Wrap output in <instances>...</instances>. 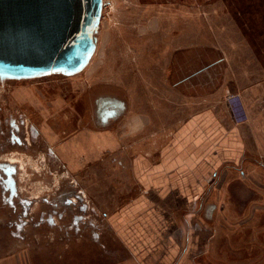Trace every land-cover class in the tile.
Instances as JSON below:
<instances>
[{
	"label": "rangeland",
	"instance_id": "obj_1",
	"mask_svg": "<svg viewBox=\"0 0 264 264\" xmlns=\"http://www.w3.org/2000/svg\"><path fill=\"white\" fill-rule=\"evenodd\" d=\"M103 1L96 51L84 70L73 76L0 79V117L7 124L20 112L31 118L23 148L7 140L11 132L0 123V258L12 257L14 264H139L132 248L117 237L109 217L139 193L131 169L133 139L140 135L147 146L156 134L159 138L171 132H154L146 126L139 133L138 125L156 119L150 111L154 98L157 107H173L174 118L185 116L202 102L195 95L193 100L186 96L188 100L181 103L171 96L164 100L165 74L171 71L168 48L202 43L221 48L220 53L200 47L182 55L190 56L185 74L204 83L206 95L230 83L248 91V44L264 65V0ZM217 55L226 61L213 63ZM225 62L231 64L229 72ZM256 72L260 82L261 68ZM103 97L128 103L124 149L117 147L116 125L103 128L95 124ZM252 99L253 123L263 128V86L255 88ZM89 107L91 132L84 130ZM37 112L44 120L43 115L33 118ZM157 123L165 122L157 118ZM251 129L245 133L248 158L238 168L252 175L248 186L264 190V132ZM82 134L86 139L80 140ZM59 139L68 143L61 145ZM79 197L87 204V212L78 208ZM245 213L249 218L248 211ZM232 214L235 220L243 215ZM259 214V220L248 222H254V227L247 243L222 241H231V252L246 250L254 263L263 264L264 212H254L252 217ZM258 233L262 239L255 237Z\"/></svg>",
	"mask_w": 264,
	"mask_h": 264
},
{
	"label": "crops",
	"instance_id": "obj_2",
	"mask_svg": "<svg viewBox=\"0 0 264 264\" xmlns=\"http://www.w3.org/2000/svg\"><path fill=\"white\" fill-rule=\"evenodd\" d=\"M200 45L168 48L166 59L170 60L171 71L166 70L165 74L168 82L165 83L164 100L168 101L167 97L171 96V100L177 99L181 103L188 100L186 96L192 100L197 96L196 100L202 102L185 116L174 118L175 109L157 107L154 98L155 104L150 111L156 119L149 118L139 124L136 132L141 133L148 126L150 131L166 130L167 133L169 130L171 133L159 138L156 134L147 146L144 144L147 141L142 143L140 135L138 140L133 139L131 169L139 193L129 205L109 217L114 222L117 237L132 248L139 264H257L248 257V251L231 252L234 249L231 241L222 239H239L247 243L248 232L253 234L254 227V222H248L259 220L261 216L252 217V214L264 212V190L257 185L248 186L252 175L248 176L238 168L248 158L245 133L251 126L252 132H264V127H255L253 123L252 102L255 88H264V65L253 45L248 44V91L245 92L244 86L230 83L229 86L221 84L206 95L204 83H199L198 78L194 80L189 72L185 74L190 56L182 55L200 47L213 53L222 50L215 45ZM220 57L217 55L213 63L220 65L226 61ZM224 64L229 72L231 64ZM259 68L260 82L256 72ZM229 95L240 97L248 116L246 122H235L226 101ZM122 102L125 109L102 127L116 125L117 141L122 143L117 147L124 149V117L128 103ZM157 118L165 123H157ZM80 138L82 140L81 135ZM233 212L243 215L235 220ZM262 234L264 238V231ZM262 234L255 237L262 239ZM261 255L262 263L264 257ZM12 260V257H2L0 264H14Z\"/></svg>",
	"mask_w": 264,
	"mask_h": 264
},
{
	"label": "water",
	"instance_id": "obj_3",
	"mask_svg": "<svg viewBox=\"0 0 264 264\" xmlns=\"http://www.w3.org/2000/svg\"><path fill=\"white\" fill-rule=\"evenodd\" d=\"M103 2L0 0V78L80 73L96 51ZM109 107L107 117H114L124 104L116 101Z\"/></svg>",
	"mask_w": 264,
	"mask_h": 264
},
{
	"label": "flooded vegetation",
	"instance_id": "obj_4",
	"mask_svg": "<svg viewBox=\"0 0 264 264\" xmlns=\"http://www.w3.org/2000/svg\"><path fill=\"white\" fill-rule=\"evenodd\" d=\"M1 79V78H0ZM102 98V97H101ZM101 98L99 99V100H101ZM104 98V97H103ZM105 100H101V101H105V103H104V106H103V110L101 111V112H104V115H103V117L102 116H100V113L99 114H97V119L95 118V124H97V126L98 125H100V126H107L113 119H116L119 115H120V113L125 109H123L122 111H120L119 112V114L118 115H116V116H114V117H107V114H108V112L110 113L111 112V110H112V108H110L109 106H111L112 105V103H115L116 101L117 102H122V100H116V98H112V97H105L104 98ZM114 100H116V101H114ZM103 104V103H102ZM27 113V112H26ZM22 113L20 112V113H18L17 115V117H15L14 119H12V124H11V122H10V124L8 123H6V118L5 117H0V123H1V127H7L8 128V131H10L11 133H10V136H8V139L7 140H9V142L11 143V142H13L14 144H18V145H20V146H18V147H24L25 146V144H24V142H27L28 141V137H27V133H28V131L27 130H25V128H27V125H28V121L31 119V118H28L27 116H24V115H26L25 113L24 114H22ZM42 115L43 114H40L39 112H37V113H34V115H33V118L35 117L36 119H42ZM109 115V114H108ZM93 114H92V108L91 107H89L88 108V110H87V112H86V115H85V119L86 120H88V122L85 124V131H89V132H91V128H92V121H93ZM103 118H105V119H103ZM43 120H44V115H43ZM9 122V121H8ZM13 125L15 126V127H17V128H15V127H13ZM65 133V132H64ZM86 133V132H85ZM66 134V133H65ZM75 136H76V134H74ZM81 137H85V139H86V137L87 136H84L83 134L81 135ZM29 141H30V139H29ZM60 141V144L62 145V144H67L68 143V141H67V139H65L64 141H61V139H59L58 140V142ZM57 142V143H58ZM29 143V142H28ZM30 145H32V143L30 142L29 143ZM88 145H90V143L88 144ZM26 147V146H25ZM89 153L91 154V148H89ZM81 185V184H80ZM79 192V191H78ZM81 192V193H80ZM79 192V194L81 195V196H84V197H86V194L85 193H82V191H80ZM12 193H13V191H12ZM74 194V193H73ZM83 194V195H82ZM79 199L81 200V198L79 197ZM72 201H74V203L76 202V199H73ZM78 204V208L82 211V212H87V209H88V206H87V204H84L83 203V201L81 200V202L80 203H77ZM76 221H78V219H76ZM84 221V220H83ZM85 222V221H84ZM79 223H82V219H80L79 220Z\"/></svg>",
	"mask_w": 264,
	"mask_h": 264
},
{
	"label": "built area",
	"instance_id": "obj_5",
	"mask_svg": "<svg viewBox=\"0 0 264 264\" xmlns=\"http://www.w3.org/2000/svg\"><path fill=\"white\" fill-rule=\"evenodd\" d=\"M226 101L228 103V107L235 122L237 123L246 122L248 116L246 114V110L244 106L241 105L240 97L238 95H229Z\"/></svg>",
	"mask_w": 264,
	"mask_h": 264
},
{
	"label": "clouds",
	"instance_id": "obj_6",
	"mask_svg": "<svg viewBox=\"0 0 264 264\" xmlns=\"http://www.w3.org/2000/svg\"><path fill=\"white\" fill-rule=\"evenodd\" d=\"M241 105L243 106V102L241 101Z\"/></svg>",
	"mask_w": 264,
	"mask_h": 264
},
{
	"label": "bare ground",
	"instance_id": "obj_7",
	"mask_svg": "<svg viewBox=\"0 0 264 264\" xmlns=\"http://www.w3.org/2000/svg\"><path fill=\"white\" fill-rule=\"evenodd\" d=\"M14 80H18V79H14ZM20 80H23V79H20Z\"/></svg>",
	"mask_w": 264,
	"mask_h": 264
}]
</instances>
